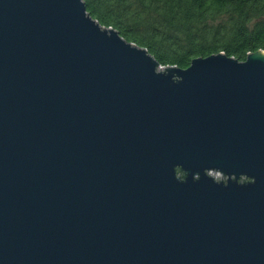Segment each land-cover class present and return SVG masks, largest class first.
<instances>
[{"label":"water","instance_id":"95a60500","mask_svg":"<svg viewBox=\"0 0 264 264\" xmlns=\"http://www.w3.org/2000/svg\"><path fill=\"white\" fill-rule=\"evenodd\" d=\"M160 66L0 0V264H264V50Z\"/></svg>","mask_w":264,"mask_h":264},{"label":"trees","instance_id":"16d2710c","mask_svg":"<svg viewBox=\"0 0 264 264\" xmlns=\"http://www.w3.org/2000/svg\"><path fill=\"white\" fill-rule=\"evenodd\" d=\"M83 1L101 25L146 48L163 67L186 68L217 52L242 60L264 50V0Z\"/></svg>","mask_w":264,"mask_h":264},{"label":"built area","instance_id":"2783aa9c","mask_svg":"<svg viewBox=\"0 0 264 264\" xmlns=\"http://www.w3.org/2000/svg\"><path fill=\"white\" fill-rule=\"evenodd\" d=\"M162 67H163V66H162ZM209 174H210L211 176H213L215 179H221V178H223V175H222L220 172L215 171V170H210V171H209Z\"/></svg>","mask_w":264,"mask_h":264},{"label":"bare ground","instance_id":"6f19581e","mask_svg":"<svg viewBox=\"0 0 264 264\" xmlns=\"http://www.w3.org/2000/svg\"><path fill=\"white\" fill-rule=\"evenodd\" d=\"M161 68V66L159 67V69Z\"/></svg>","mask_w":264,"mask_h":264}]
</instances>
